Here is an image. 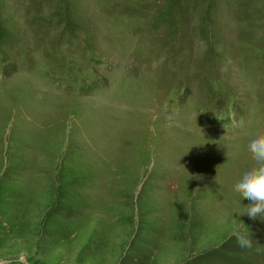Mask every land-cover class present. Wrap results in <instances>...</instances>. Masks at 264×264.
Returning <instances> with one entry per match:
<instances>
[{"label": "rangeland", "instance_id": "374dc122", "mask_svg": "<svg viewBox=\"0 0 264 264\" xmlns=\"http://www.w3.org/2000/svg\"><path fill=\"white\" fill-rule=\"evenodd\" d=\"M259 132L264 0H0V264H264Z\"/></svg>", "mask_w": 264, "mask_h": 264}, {"label": "clouds", "instance_id": "9594fccd", "mask_svg": "<svg viewBox=\"0 0 264 264\" xmlns=\"http://www.w3.org/2000/svg\"><path fill=\"white\" fill-rule=\"evenodd\" d=\"M236 154H239L240 145H236ZM247 152L254 161L252 167L245 170L232 186V191L238 195L239 203L247 199L249 203L243 206L244 213L249 219L264 218V132L252 136L247 143ZM202 179V177H195ZM239 225L246 226L239 221ZM234 237L240 247H251L252 239L249 232L235 227L230 238Z\"/></svg>", "mask_w": 264, "mask_h": 264}]
</instances>
